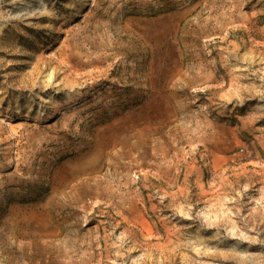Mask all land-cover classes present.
<instances>
[{
  "label": "rangeland",
  "instance_id": "obj_1",
  "mask_svg": "<svg viewBox=\"0 0 264 264\" xmlns=\"http://www.w3.org/2000/svg\"><path fill=\"white\" fill-rule=\"evenodd\" d=\"M0 264H264V0H0Z\"/></svg>",
  "mask_w": 264,
  "mask_h": 264
},
{
  "label": "bare ground",
  "instance_id": "obj_2",
  "mask_svg": "<svg viewBox=\"0 0 264 264\" xmlns=\"http://www.w3.org/2000/svg\"><path fill=\"white\" fill-rule=\"evenodd\" d=\"M79 55H80V54H79ZM142 224H143L144 227H149V225L147 224L146 221H143Z\"/></svg>",
  "mask_w": 264,
  "mask_h": 264
}]
</instances>
